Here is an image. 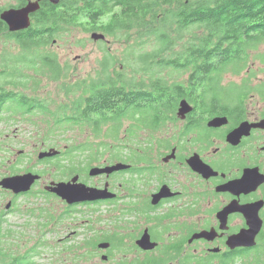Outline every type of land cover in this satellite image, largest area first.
<instances>
[{"label":"trees","instance_id":"trees-1","mask_svg":"<svg viewBox=\"0 0 264 264\" xmlns=\"http://www.w3.org/2000/svg\"><path fill=\"white\" fill-rule=\"evenodd\" d=\"M62 6L51 12L41 7L35 14V27L23 32H9L0 20V35L25 49L14 57L13 64L6 63V59L1 62L0 109L13 118L36 112L49 116L52 127L67 129L76 124L92 127L97 133L114 122L113 132L117 134L128 105L153 104L150 111L162 115L184 97L194 104L222 106L224 110L229 104L241 102L240 96H247L249 57L261 55L264 61V54L257 49L264 43V0H63ZM72 25L129 39L126 53L132 61V75L118 69L119 57L107 52L102 67L90 75L87 85L80 86L81 91L73 99L51 107L44 95L28 86L33 81L31 71L19 67L16 61L26 60L42 73L59 77L62 69L54 53L32 56V52ZM120 64L126 66L121 60ZM229 72L243 75L242 84H223ZM183 73L187 78H178ZM255 90L264 95L263 87ZM15 101L24 108L16 111ZM146 112L141 110L142 115ZM162 119L164 122L166 116ZM139 121L148 128L157 126L153 117L142 116ZM85 144L78 143L75 148ZM69 150L66 158L78 160ZM61 154L44 161L58 159ZM57 166L64 168L61 172L79 171L73 165ZM10 234L0 226V264H34L31 258L36 248L24 253L11 248L6 240L15 238L8 237ZM203 263L211 262L206 259ZM218 264H264V231H260L254 247L239 249Z\"/></svg>","mask_w":264,"mask_h":264},{"label":"flooded vegetation","instance_id":"flooded-vegetation-1","mask_svg":"<svg viewBox=\"0 0 264 264\" xmlns=\"http://www.w3.org/2000/svg\"><path fill=\"white\" fill-rule=\"evenodd\" d=\"M28 1H37L39 4V8L29 14V27H35V14L41 7L49 12L53 8L63 7V0L57 3L50 0H0V15L9 9L22 8ZM1 24L7 26L3 20ZM28 28L12 33L23 32ZM262 87L264 85L257 89ZM258 95L262 101L248 103L249 100H241L225 106L224 110L222 106L190 102L191 110L184 115L179 114L178 104L162 115L150 111L155 107L153 104L128 105L119 120V125L127 123L124 128L121 127L123 134L113 137L118 141L116 161L127 167L95 176L88 175L86 170L77 173L59 172L45 183L43 173L35 167L11 170V173L0 179L28 172L36 174L37 178L26 192L15 193L0 186L1 193L8 195L3 206L0 202V217L3 219L13 213L28 217L35 213L38 218H42L44 210L39 201L43 196L63 201L66 204V216L76 206L107 205L117 213L112 218L120 232L108 227L100 230L102 239L99 242H107L108 245L100 248L98 242L94 244L96 247L93 252L99 254L101 259L102 256L108 259L113 255L127 256L136 252L162 254L177 259L175 264H183L190 256L218 264L220 259L227 258L239 249H250L230 248L226 241L228 236L246 227V215L236 210L238 205L261 202L258 216L262 221L261 231H264V95ZM142 109L147 110L144 115ZM213 110L217 112L213 113ZM3 113L8 115L0 109V121L7 118ZM142 116L146 119L155 118L157 126H142L139 121ZM164 116L166 119L163 122ZM215 116L226 117V122L209 126V120ZM242 122L251 124L248 132L242 134L236 143L229 142L227 134ZM167 128L170 129L168 133ZM17 131L5 133L3 137L0 133V145L2 141L7 145L8 141H13ZM161 131L165 133L157 135ZM23 151L20 148L17 152L22 154ZM193 155H197L210 170L192 168L188 159ZM114 163L105 160L97 165ZM75 174L79 175V181L89 187L106 188L111 196L68 204L57 194L45 189L51 181H68ZM162 186L166 187L167 195L153 203L154 194ZM227 206L229 210L220 219L218 213ZM89 224L87 228L91 231L93 229ZM210 229L216 231L214 238L189 240L192 234ZM144 234L156 243L154 248L143 249L138 245V240ZM258 237L259 234L256 242ZM214 248H218V251L213 252ZM141 264H157V261L152 256H146ZM168 264L173 263L169 261Z\"/></svg>","mask_w":264,"mask_h":264},{"label":"rangeland","instance_id":"rangeland-1","mask_svg":"<svg viewBox=\"0 0 264 264\" xmlns=\"http://www.w3.org/2000/svg\"><path fill=\"white\" fill-rule=\"evenodd\" d=\"M103 33L99 30H93ZM92 30H85L83 26H70L68 29L58 32L50 41L32 52V56L51 52L56 55L62 69L61 75L57 78L49 73H42L37 66L30 65L26 60H18L16 64L31 72L33 81L28 83L30 88H36L40 95L45 96V100L51 107L56 103H66L74 98L81 90L80 86L87 85L90 75L95 74L96 69L102 67V61L109 52L116 59V67L124 69V74L131 76V60H128L126 50L129 39L115 38L105 35L103 39L94 40L90 34ZM131 42H129L130 44ZM17 48H20L18 50ZM264 54V43L257 48ZM24 53L25 49L18 43L4 34L0 35V70L2 61L13 64L14 57L19 53ZM264 56V55H263ZM120 60L126 66L120 64ZM247 96H240L241 100H249L254 103L260 100L257 89L264 85V61L261 55L252 54L249 57L246 68ZM178 78H187V73H183ZM243 75L226 73L223 77V84H242ZM16 111H20L24 106L17 101L12 102ZM7 118L0 121V133L2 137L5 133L17 129L16 137L13 141H8V145L2 141L0 145V177L11 173V170L35 167L43 173L44 183L61 172L64 168L57 166L73 165L80 172L86 171L93 165H97L105 160L116 161L118 159V141L113 137L122 135L121 129L127 123L118 126L117 134H114V122H110L103 127L99 133L92 127L70 124L67 129L63 126L52 127V122L48 124L49 116L36 112L21 113L14 115V118L3 113ZM51 119V118H50ZM122 127V128H121ZM54 131V135L51 136ZM170 129L167 128V133ZM165 133L158 132L157 135ZM146 135V133H144ZM78 143H86L85 146L75 148ZM54 147L62 152L58 159L41 161L38 154L42 150ZM23 148L22 154H18V149ZM82 148H89L83 151ZM70 149V150H69ZM75 155L78 160L69 161L67 151ZM17 160H14V158ZM91 157H95L91 159ZM64 171H67L66 169ZM78 171V172H79ZM88 176V175H87ZM83 177V176H82ZM1 190V189H0ZM8 199L6 193L0 191V202L3 206ZM44 213L42 218L37 214H30L28 217L10 214L3 219L0 217V226L3 232L10 230L8 237L14 240H6L8 245L21 253L29 249L34 250L31 258L34 264H141L146 260V256H152L157 264H168L171 261L177 263V259L170 258L162 254L132 253L130 255H113L108 259H101L99 254L93 252L94 244L98 243L102 237L100 230L107 227L110 230L120 232L115 227L113 215L115 210L107 205H81L76 206L68 216L64 215L66 204L56 197L43 196L39 201ZM1 206V207H2ZM117 214V213H116ZM90 223V224H89ZM91 227V230L87 228ZM11 244V245H10ZM39 252V253H38ZM252 254V253H251ZM197 256H190L183 264H215L216 262L203 263ZM204 260H206L204 258ZM208 260V259H207ZM200 261V263H199ZM209 261V260H208Z\"/></svg>","mask_w":264,"mask_h":264},{"label":"water","instance_id":"water-1","mask_svg":"<svg viewBox=\"0 0 264 264\" xmlns=\"http://www.w3.org/2000/svg\"><path fill=\"white\" fill-rule=\"evenodd\" d=\"M53 3H57L59 0H50ZM39 8V4L37 1H28V3L22 8L18 9H9L4 11L0 18L3 20L7 26L8 30L18 31L30 26V16L31 12L36 11ZM91 38L94 40L103 39L105 35L103 33L93 31L90 34ZM191 110L190 103L187 99L182 98L179 100V109L178 112L180 115H184L185 113ZM226 122V117L224 116H215L209 120V126H218ZM251 124H247L246 122L240 123L235 129L227 134V140L231 143H236L237 139L244 133L248 132ZM58 150L54 148H50L47 150H42L38 154V159H42L45 157H50L55 155ZM190 166L194 169L204 171L210 170L207 164H204L202 160L197 156L193 155L188 159ZM127 167L126 164L123 163H114L112 165H93L88 169V175L95 176L104 173H110L114 170H119ZM37 175L32 174L31 172L24 174H16L4 176L0 179V186L5 189H10L15 193L26 192L30 189L32 183L36 180ZM46 190L49 192L55 193L64 199L68 204L72 203H81L84 201L96 200L102 197H109L111 193H108L106 188H95L89 187L85 183L79 181V175L75 174L71 180L68 181H51L45 186ZM166 187L162 186L156 194H154V199L152 200L155 203L160 197L166 196ZM9 205V204H8ZM261 205V202H254L246 205H238L236 210L243 212L246 215V227L241 228L237 233L228 236L227 245L230 248L235 247H253L256 244V237L262 228V221L258 216V209ZM229 210V207L224 208L221 213H218V217L222 219L223 216L226 215L225 212ZM223 227V223L221 224ZM216 236V231L214 229L203 230L198 233H194L192 235L193 238L205 237L207 239H212ZM107 242H99L98 247L104 248L107 246ZM138 245L143 249H152L156 246L155 242H151L148 235H143L138 240ZM213 252H217L218 248L212 249ZM106 256H102V259H105Z\"/></svg>","mask_w":264,"mask_h":264},{"label":"bare ground","instance_id":"bare-ground-1","mask_svg":"<svg viewBox=\"0 0 264 264\" xmlns=\"http://www.w3.org/2000/svg\"><path fill=\"white\" fill-rule=\"evenodd\" d=\"M178 105H179V103H178ZM105 165H110V164H105ZM193 235V234H192ZM192 235H191V237H190V239L189 240H191L192 239Z\"/></svg>","mask_w":264,"mask_h":264}]
</instances>
